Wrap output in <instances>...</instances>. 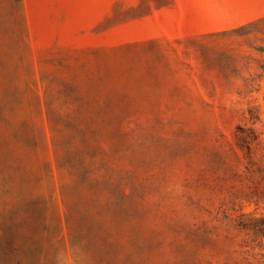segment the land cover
Wrapping results in <instances>:
<instances>
[{
	"label": "rangeland",
	"instance_id": "rangeland-1",
	"mask_svg": "<svg viewBox=\"0 0 264 264\" xmlns=\"http://www.w3.org/2000/svg\"><path fill=\"white\" fill-rule=\"evenodd\" d=\"M0 264H264V0H0Z\"/></svg>",
	"mask_w": 264,
	"mask_h": 264
}]
</instances>
